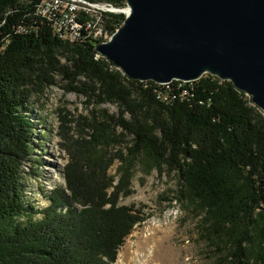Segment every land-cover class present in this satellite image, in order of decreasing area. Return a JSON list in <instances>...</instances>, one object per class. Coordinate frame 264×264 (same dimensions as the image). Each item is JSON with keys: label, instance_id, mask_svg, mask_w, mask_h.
<instances>
[{"label": "trees", "instance_id": "16d2710c", "mask_svg": "<svg viewBox=\"0 0 264 264\" xmlns=\"http://www.w3.org/2000/svg\"><path fill=\"white\" fill-rule=\"evenodd\" d=\"M39 2L0 0V264H113L145 218L118 203L133 192L136 165L175 172L177 198L198 204L206 236L224 251L217 264H264V113L250 96L209 74L132 80L96 52L98 40L55 36L36 14ZM123 20L102 14L109 36ZM55 76L86 103L115 104L117 113L61 116L63 185L36 208L24 197L23 166L33 161L27 109Z\"/></svg>", "mask_w": 264, "mask_h": 264}, {"label": "water", "instance_id": "95a60500", "mask_svg": "<svg viewBox=\"0 0 264 264\" xmlns=\"http://www.w3.org/2000/svg\"><path fill=\"white\" fill-rule=\"evenodd\" d=\"M96 52L125 76L158 84L204 74L229 81L264 113V0H124Z\"/></svg>", "mask_w": 264, "mask_h": 264}, {"label": "rangeland", "instance_id": "374dc122", "mask_svg": "<svg viewBox=\"0 0 264 264\" xmlns=\"http://www.w3.org/2000/svg\"><path fill=\"white\" fill-rule=\"evenodd\" d=\"M67 86V79L55 76V84L32 97L27 109L34 126L33 161L23 166L24 197L36 208L47 206L48 192L63 185L67 154L58 135L61 116L78 119L94 109L117 113L115 104L86 103L83 95L68 91ZM117 165L115 160L108 173L115 175ZM132 170L133 192L118 203L141 208L145 218L126 237L113 264H217L224 251L206 236L198 204L177 198L180 181L175 172H144L140 165Z\"/></svg>", "mask_w": 264, "mask_h": 264}, {"label": "built area", "instance_id": "2783aa9c", "mask_svg": "<svg viewBox=\"0 0 264 264\" xmlns=\"http://www.w3.org/2000/svg\"><path fill=\"white\" fill-rule=\"evenodd\" d=\"M126 11V6L117 8L107 2L87 0H40L36 6V14L50 25L55 36L74 37L75 42L87 36L99 42L107 41L109 34L103 27L102 14L120 12L125 15Z\"/></svg>", "mask_w": 264, "mask_h": 264}, {"label": "bare ground", "instance_id": "6f19581e", "mask_svg": "<svg viewBox=\"0 0 264 264\" xmlns=\"http://www.w3.org/2000/svg\"><path fill=\"white\" fill-rule=\"evenodd\" d=\"M111 36V35H110ZM109 36V38H110ZM58 38L62 39V40H69V41H75L74 37H70V36H65V35H58ZM194 81V80H193ZM185 82V81H184ZM189 82V81H186ZM166 84V83H164ZM249 96V95H248Z\"/></svg>", "mask_w": 264, "mask_h": 264}]
</instances>
